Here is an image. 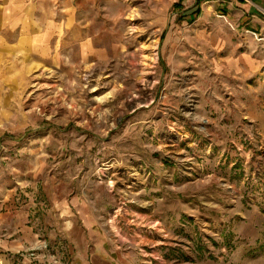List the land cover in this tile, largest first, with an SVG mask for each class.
I'll list each match as a JSON object with an SVG mask.
<instances>
[{
    "label": "rangeland",
    "instance_id": "374dc122",
    "mask_svg": "<svg viewBox=\"0 0 264 264\" xmlns=\"http://www.w3.org/2000/svg\"><path fill=\"white\" fill-rule=\"evenodd\" d=\"M35 4L34 25L2 22L38 33L0 45V186L36 231L23 259L74 264L43 238L55 202L90 206L118 263L264 264V66L237 19L210 0Z\"/></svg>",
    "mask_w": 264,
    "mask_h": 264
},
{
    "label": "crops",
    "instance_id": "0c3cea01",
    "mask_svg": "<svg viewBox=\"0 0 264 264\" xmlns=\"http://www.w3.org/2000/svg\"><path fill=\"white\" fill-rule=\"evenodd\" d=\"M35 3L37 0H0V45L5 33L20 34V37L23 34L38 33V28L34 26V30L25 29L23 32V26L17 24L18 22L24 25V21L29 19L34 25ZM218 6L224 7L225 13L216 10ZM212 14H225L228 19H237V34L245 38L242 41L245 44L241 42L239 47H246L247 52L253 51L248 60L254 61L257 66H264V0H210V16ZM8 19H13L21 29L6 27V23L2 21ZM26 26H30L28 22ZM48 33L47 31L42 35ZM250 34L255 36L254 40ZM30 42L29 50H39L38 46H32L31 39ZM3 47L6 46L3 44ZM42 48L41 50H46L45 47ZM16 190L17 188L7 191L0 186V264H30L29 260L26 257L23 259L22 256L28 250L34 249L36 243V231L30 221L33 211L30 206L18 207L21 205L16 202ZM54 205L55 202H52L48 211L40 216L43 238L52 246L65 242L68 248L72 249L70 254L74 264H124L118 263L119 259L112 257L105 248V237L95 232V215L90 206ZM31 264L39 262L31 261Z\"/></svg>",
    "mask_w": 264,
    "mask_h": 264
},
{
    "label": "built area",
    "instance_id": "2783aa9c",
    "mask_svg": "<svg viewBox=\"0 0 264 264\" xmlns=\"http://www.w3.org/2000/svg\"><path fill=\"white\" fill-rule=\"evenodd\" d=\"M42 256L43 258L39 259V256H35L34 252L30 253V259L32 262H39L40 264H58V260L55 257H50L47 254Z\"/></svg>",
    "mask_w": 264,
    "mask_h": 264
}]
</instances>
